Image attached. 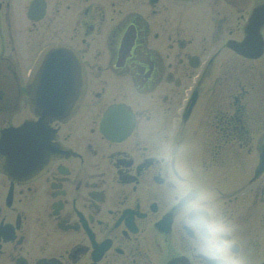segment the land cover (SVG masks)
I'll return each instance as SVG.
<instances>
[{
	"label": "flooded vegetation",
	"instance_id": "af4514ba",
	"mask_svg": "<svg viewBox=\"0 0 264 264\" xmlns=\"http://www.w3.org/2000/svg\"><path fill=\"white\" fill-rule=\"evenodd\" d=\"M60 45L85 93L43 120L30 74ZM28 121L0 141V264H196L167 203V148L264 263V0H0V140Z\"/></svg>",
	"mask_w": 264,
	"mask_h": 264
},
{
	"label": "clouds",
	"instance_id": "9594fccd",
	"mask_svg": "<svg viewBox=\"0 0 264 264\" xmlns=\"http://www.w3.org/2000/svg\"><path fill=\"white\" fill-rule=\"evenodd\" d=\"M178 148L159 155L168 189L167 203L175 208L177 224L196 264H249L240 248L237 225L230 219L216 191L198 181L180 160Z\"/></svg>",
	"mask_w": 264,
	"mask_h": 264
},
{
	"label": "water",
	"instance_id": "95a60500",
	"mask_svg": "<svg viewBox=\"0 0 264 264\" xmlns=\"http://www.w3.org/2000/svg\"><path fill=\"white\" fill-rule=\"evenodd\" d=\"M260 13V11L258 12ZM65 55V51L59 48V50L54 49L53 50V62H64V59L62 58ZM48 56H50V53L45 54L40 62L35 66L32 78H35L37 73L41 71L43 73L47 67H44L45 65L48 66L49 59ZM44 58V60H43ZM43 61V62H42ZM77 66L74 67L72 70H68L67 73L63 72L64 67L63 65H60V71L56 72L57 75H54V77H51L48 79L49 76L45 73L43 80L51 81L52 83V90L50 93L49 90H45L42 97H45V105L44 108L41 110V112L44 115H55L57 117H67L71 114L72 111H74L75 107L78 105L79 100L82 97L83 93V86L82 81L83 79V72L79 69ZM55 70V67L53 68ZM82 73V74H81ZM63 75V76H62ZM62 76V77H61ZM83 79V80H82ZM60 82L67 84L70 87V100H67L69 96H67L64 92L57 90L60 86ZM49 84V83H48ZM47 87V86H46ZM43 97V98H44ZM35 112H38L37 109H34Z\"/></svg>",
	"mask_w": 264,
	"mask_h": 264
}]
</instances>
